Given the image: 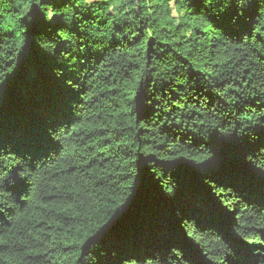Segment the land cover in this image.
<instances>
[{
    "label": "trees",
    "instance_id": "16d2710c",
    "mask_svg": "<svg viewBox=\"0 0 264 264\" xmlns=\"http://www.w3.org/2000/svg\"><path fill=\"white\" fill-rule=\"evenodd\" d=\"M0 264H264V0H0Z\"/></svg>",
    "mask_w": 264,
    "mask_h": 264
},
{
    "label": "water",
    "instance_id": "95a60500",
    "mask_svg": "<svg viewBox=\"0 0 264 264\" xmlns=\"http://www.w3.org/2000/svg\"><path fill=\"white\" fill-rule=\"evenodd\" d=\"M133 207L129 208L127 212L124 214L123 219H125L130 211H132Z\"/></svg>",
    "mask_w": 264,
    "mask_h": 264
}]
</instances>
